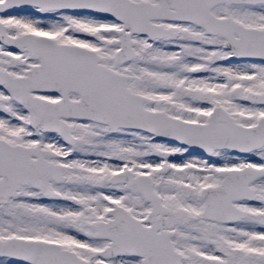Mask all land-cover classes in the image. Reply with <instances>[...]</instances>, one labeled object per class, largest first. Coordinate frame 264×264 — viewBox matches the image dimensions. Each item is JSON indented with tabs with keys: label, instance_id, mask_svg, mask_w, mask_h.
<instances>
[{
	"label": "snow or ice",
	"instance_id": "6c2138e0",
	"mask_svg": "<svg viewBox=\"0 0 264 264\" xmlns=\"http://www.w3.org/2000/svg\"><path fill=\"white\" fill-rule=\"evenodd\" d=\"M0 264H264V0H0Z\"/></svg>",
	"mask_w": 264,
	"mask_h": 264
}]
</instances>
